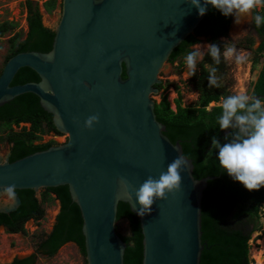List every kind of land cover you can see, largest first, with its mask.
<instances>
[{"label":"water","instance_id":"obj_1","mask_svg":"<svg viewBox=\"0 0 264 264\" xmlns=\"http://www.w3.org/2000/svg\"><path fill=\"white\" fill-rule=\"evenodd\" d=\"M56 10L53 23L43 19L55 33L52 50L19 53L5 64L0 109L32 95L68 141L15 162L0 159V191L8 185L16 188L14 201L0 197V214L20 209L18 192L37 195L66 187L82 216L87 264H123L127 244L115 230L119 204L128 205L141 221L144 264H200L204 193L221 176L195 180L192 160L158 122L153 96L159 94V76L169 68L171 55L212 6L202 17L186 0H61ZM252 22L251 16L239 23L232 17L230 33ZM24 68L40 81L12 87ZM91 115L99 121L87 130L84 121ZM180 155L187 161L180 190L153 204L150 214L138 216L134 193L139 185L148 176L158 178ZM121 177L131 185V201L118 195ZM57 202L53 228L62 209ZM4 230L0 226V234ZM31 255L0 257V264ZM259 262L264 264V255Z\"/></svg>","mask_w":264,"mask_h":264},{"label":"trees","instance_id":"obj_2","mask_svg":"<svg viewBox=\"0 0 264 264\" xmlns=\"http://www.w3.org/2000/svg\"><path fill=\"white\" fill-rule=\"evenodd\" d=\"M57 3V1H49L45 3L44 8L47 12H52L57 8ZM26 6L27 37L22 39L20 34H17L11 38L6 63L19 53L32 51L48 53L52 50L55 33L43 25V15L39 6L30 1H27ZM259 14L264 15V10ZM231 23L232 17L226 18L217 10H211L195 33L173 52L170 62L174 63L184 58L192 50L190 45L200 43L201 37H206L211 43L218 44L220 38L229 36ZM16 27L14 22L7 21L0 24V38L15 30ZM255 29L262 40V45L257 51L260 58L256 60V64H259L264 56V24L260 27L255 25ZM254 43V39L247 38L242 47L251 49ZM211 63V59L205 56L198 64L197 71L191 79L194 90L200 94L199 105L183 108L181 101H178L176 110H173L167 98H164L160 104H157L156 114L158 122L166 126L165 135L174 144L179 142L183 147L184 155L192 160L195 180L200 181L209 176H221L220 180L210 182L204 193L202 203L204 250L200 264H250L251 234L262 229L258 224L262 217L264 188L254 192L246 191L226 173H222L215 150L209 152L213 136L223 142L227 135L226 132L219 130L217 122L221 108L215 107L208 110L211 104H219L221 97H225L220 87H208V69L205 65ZM217 67V74H222L225 70L223 59ZM123 78H127L125 71ZM39 81V77L33 71L24 68L14 78L12 87ZM170 86L173 87V84ZM156 88L162 91L163 83ZM252 95L264 100V64L254 84ZM19 123H28L30 127L22 134L7 138L14 144L12 160H19L58 145L53 140L41 143L46 135L61 136L62 134L55 128L52 116L43 111L39 99L34 96L25 95L0 109V129L3 125H19ZM17 194L22 201L20 209L16 213L0 214V226H5L11 234L27 235L25 225L29 220H43L46 215L43 205L54 200L51 195L55 196V201L61 202L62 209L53 230L40 238L35 253L25 260H16L13 264H35L37 255L54 257L70 241L75 242L86 255L82 216L79 208L72 203L68 188L45 191L42 201L37 199L32 191ZM116 218L117 221L127 220L131 228L128 237H121L122 241L127 244L123 264H144V235L140 219L132 214L130 207L125 204L118 205ZM229 218L233 223L228 222ZM250 226H253L251 231Z\"/></svg>","mask_w":264,"mask_h":264},{"label":"clouds","instance_id":"obj_3","mask_svg":"<svg viewBox=\"0 0 264 264\" xmlns=\"http://www.w3.org/2000/svg\"><path fill=\"white\" fill-rule=\"evenodd\" d=\"M196 8L199 16H204L206 8L211 5L224 17H234L239 23L242 19L251 16L257 27L264 24V15L255 10H264V0H186ZM184 62L189 76L196 73L197 63L208 56L212 63L206 64L208 69L207 84L210 88L220 87V78L217 75L218 65L223 61H232L238 66L248 63V53L237 50L227 41L223 45L199 43L190 45ZM221 112L218 116V125L221 132H226L224 141L217 137L211 139V152L215 150L216 159L222 173L239 183L248 192L259 191L264 188V100L246 91H237L234 94L220 99ZM99 121L98 115H91L84 121V128L91 130ZM229 130H232L229 132ZM187 161L183 156L172 160L165 171L158 178L148 176L135 191L137 215L144 217L150 214L153 204L165 200L170 194L178 192L181 187V172L186 168ZM120 192L118 195L127 200L133 199L129 190L131 185L124 177L119 179ZM0 197H6L8 202L16 199L15 185H8L0 191Z\"/></svg>","mask_w":264,"mask_h":264},{"label":"rangeland","instance_id":"obj_4","mask_svg":"<svg viewBox=\"0 0 264 264\" xmlns=\"http://www.w3.org/2000/svg\"><path fill=\"white\" fill-rule=\"evenodd\" d=\"M27 1L39 6L40 11L43 13V19H48L50 23H53L56 18L57 10L55 9L52 12H47L44 5L49 1H57L59 3L61 0H0V24L8 21L14 22L17 25L15 30L0 38V73L5 66L6 58L9 55L11 38L17 34H20L22 39L27 37ZM51 15H53V17H51ZM247 38L254 39L255 43L251 49H245L242 47ZM225 41L235 46L237 50H242L248 53L249 60L248 63L242 66L236 65L232 61H224V72L222 74H217L220 78V89L222 94L226 97L237 91H246L249 95H252L254 84L264 62L263 56V59L259 61V64H256V60L260 58V54L257 51L261 47L262 41L254 27V23L248 25L245 30L239 29L232 34H229L228 37L220 38L218 44L222 46ZM209 43L211 42L208 38H200L199 44L206 45ZM159 79L163 83V89L162 91H159L158 96H153V100L157 104H160L164 98H167L173 110H176L178 101H181L183 108L199 105L200 94L194 90V86L191 83L192 76L187 74L184 58H181L174 63L170 62L169 68L161 72ZM170 84H173V87L170 86ZM215 107H220V103L211 104L208 110H212ZM5 134L6 133H4L3 129H1V156H4L6 151H8ZM51 140L55 141L58 145H62L68 141V135H46L43 137L41 143H46ZM44 192L45 191L41 190V192L36 195V198L42 201V195ZM51 198L54 200L43 205L46 213L45 218L39 222H32L26 225L27 235H25V238L21 235H9L5 230L1 232V258L8 259L12 255L18 253L25 254L35 252L36 245L39 244V239L37 238L41 235L49 234L52 231L54 224L53 215L59 209L58 202L55 201V196L51 195ZM261 212L262 217L258 225L261 226L262 229L253 232L249 242L250 264H256V261L257 264H259L260 257L264 255V205ZM228 222L233 223L231 218H229ZM129 225V222L125 219L118 220L115 223V230L119 235L128 237L130 235ZM252 229L253 226H250L249 230L251 231ZM251 250L254 251L251 252ZM35 264H86V257L79 246L69 243L64 245L54 257L50 258L43 255H37Z\"/></svg>","mask_w":264,"mask_h":264},{"label":"flooded vegetation","instance_id":"obj_5","mask_svg":"<svg viewBox=\"0 0 264 264\" xmlns=\"http://www.w3.org/2000/svg\"><path fill=\"white\" fill-rule=\"evenodd\" d=\"M201 62V61H200ZM199 62V63H200ZM198 63V64H199ZM5 64H6V62H5ZM198 64H197V66H198ZM4 69V68H3ZM3 69H2V71H3ZM2 71H1V73H2ZM1 73H0V75H1ZM29 127H30V125L28 124V123H19V125H15V124H13V125H10V126H8V125H3L2 126V128L1 129H3V131H4V133H6L5 135H6V137H5V141H6V143H7V146H8V151H6V153H5V155L4 156H1V154H0V159L2 158V160L3 161H6V158L7 157H9V161L10 162H15V161H17V160H12V158H13V147H14V144L12 143V142H9L8 141V139L7 138H11V136H13V135H19V134H22L24 131H28L29 130ZM0 129V130H1ZM50 135V134H49ZM36 196V195H35ZM32 222H39V221H34V220H31ZM28 223V222H27ZM27 225V224H26ZM26 225H25V229H26ZM5 227V226H4ZM27 231V230H26ZM5 232L7 233V234H9V235H21L23 238H25V235L24 234H22V233H17V234H11V233H9L8 232V230H7V228L5 227ZM119 235V234H118ZM43 235H41V236H39V238H37V239H39V243H40V238L42 237ZM120 236V238L121 237H123V236H121V235H119ZM36 249V248H35ZM35 253V252H34ZM33 253V254H34ZM43 256H45V255H43ZM47 257V256H46ZM16 261V260H15ZM36 263V262H35Z\"/></svg>","mask_w":264,"mask_h":264},{"label":"crops","instance_id":"obj_6","mask_svg":"<svg viewBox=\"0 0 264 264\" xmlns=\"http://www.w3.org/2000/svg\"><path fill=\"white\" fill-rule=\"evenodd\" d=\"M257 10H258V9H257ZM257 10L254 12V14H256V13H260V12L262 11V10H260V9H259L258 11H257ZM253 23H254V21H253L252 23H250V24H246V23H244L243 27L240 28V29L245 30V29L247 28L248 25H251V24H253ZM254 27H255V23H254ZM229 34H232V33L229 32ZM260 39H261V38H260ZM261 41H262V40H261ZM263 64H264V62H263ZM263 64H262V66H263ZM261 69H262V68H261ZM260 71H261V70H260ZM259 74H260V72H259ZM258 76H259V75H258ZM257 79H258V78H257ZM256 81H257V80H256Z\"/></svg>","mask_w":264,"mask_h":264},{"label":"bare ground","instance_id":"obj_7","mask_svg":"<svg viewBox=\"0 0 264 264\" xmlns=\"http://www.w3.org/2000/svg\"><path fill=\"white\" fill-rule=\"evenodd\" d=\"M254 250H251V252H253ZM259 259V258H258Z\"/></svg>","mask_w":264,"mask_h":264}]
</instances>
